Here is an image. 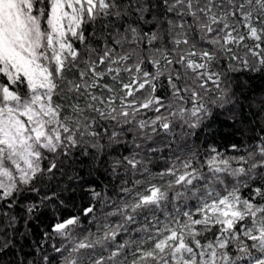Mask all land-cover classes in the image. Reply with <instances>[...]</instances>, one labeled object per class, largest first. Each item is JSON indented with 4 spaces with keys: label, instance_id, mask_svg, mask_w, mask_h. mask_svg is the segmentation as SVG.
I'll list each match as a JSON object with an SVG mask.
<instances>
[{
    "label": "trees",
    "instance_id": "trees-1",
    "mask_svg": "<svg viewBox=\"0 0 264 264\" xmlns=\"http://www.w3.org/2000/svg\"><path fill=\"white\" fill-rule=\"evenodd\" d=\"M30 3L45 75L0 69V108L44 97L42 131L0 142V264H264V0Z\"/></svg>",
    "mask_w": 264,
    "mask_h": 264
},
{
    "label": "rangeland",
    "instance_id": "rangeland-1",
    "mask_svg": "<svg viewBox=\"0 0 264 264\" xmlns=\"http://www.w3.org/2000/svg\"><path fill=\"white\" fill-rule=\"evenodd\" d=\"M80 2V0H64ZM58 1L51 9V22L57 28ZM30 0H0V69L21 71L30 82L40 81L45 75L40 64L39 38L35 22L29 16ZM70 16L62 12V16ZM44 97L36 95L31 103L22 108L6 105L0 108V142L9 148L22 145L32 128L36 137L41 128H36L44 105Z\"/></svg>",
    "mask_w": 264,
    "mask_h": 264
}]
</instances>
